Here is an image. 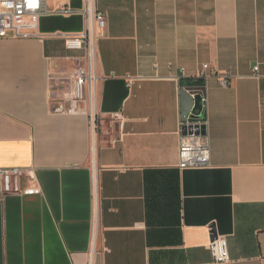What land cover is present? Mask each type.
<instances>
[{
    "label": "crops",
    "instance_id": "obj_1",
    "mask_svg": "<svg viewBox=\"0 0 264 264\" xmlns=\"http://www.w3.org/2000/svg\"><path fill=\"white\" fill-rule=\"evenodd\" d=\"M64 6L82 3L46 0L48 12ZM94 8L105 31L92 151L89 118L50 80L81 63L59 35L82 32L84 17L45 15L43 39L0 38V169L33 168L42 189L2 195L0 182V264H213L212 230L226 237L225 264H264V0ZM198 84L210 163L181 171L180 91Z\"/></svg>",
    "mask_w": 264,
    "mask_h": 264
},
{
    "label": "built area",
    "instance_id": "obj_2",
    "mask_svg": "<svg viewBox=\"0 0 264 264\" xmlns=\"http://www.w3.org/2000/svg\"><path fill=\"white\" fill-rule=\"evenodd\" d=\"M82 8L73 10L68 6L61 7L52 12L46 9V0H0V38L14 39H43L38 31L39 19L45 15L72 16L81 15L85 19V26L78 34H61L64 46L69 51H82L83 58L69 73H51L52 90L57 89L60 101L70 113L81 112L89 118L91 133V151L95 141L97 127L98 86L102 79L96 71V43L105 31V16L94 8L96 0H80ZM208 65L202 66V72L196 80L202 82L208 77ZM252 77H259V65L253 68ZM215 75L216 73H212ZM222 86H227L231 76L216 75ZM183 88L192 97L200 98L201 110L190 112L185 122L179 123V152L178 169L200 170L209 167L210 151L208 138L202 135H183V129L189 127H204L206 120L203 117L205 96L203 86ZM116 116V115H115ZM116 118V117H115ZM0 182L2 195H42L36 171L33 168L0 169ZM95 187L93 190V205H96ZM96 210H94V217ZM96 232L93 230L91 246L94 248ZM209 253L213 264H225L230 261L226 237L217 235L210 241ZM88 264H91L89 262Z\"/></svg>",
    "mask_w": 264,
    "mask_h": 264
},
{
    "label": "water",
    "instance_id": "obj_3",
    "mask_svg": "<svg viewBox=\"0 0 264 264\" xmlns=\"http://www.w3.org/2000/svg\"><path fill=\"white\" fill-rule=\"evenodd\" d=\"M180 107H181V121L185 122L187 116L190 112L200 111L201 105H200V98L198 96L192 98L184 89H181L180 91ZM205 128L201 127H189L183 129V135H189V136H198L202 135L205 136ZM217 234L214 230L211 231V241L216 238Z\"/></svg>",
    "mask_w": 264,
    "mask_h": 264
},
{
    "label": "rangeland",
    "instance_id": "obj_4",
    "mask_svg": "<svg viewBox=\"0 0 264 264\" xmlns=\"http://www.w3.org/2000/svg\"><path fill=\"white\" fill-rule=\"evenodd\" d=\"M55 73H57V72H55ZM53 97L55 98V99H60V94L58 95V93H57V89L54 91V93H53ZM58 97V98H57ZM96 134V133H95Z\"/></svg>",
    "mask_w": 264,
    "mask_h": 264
},
{
    "label": "trees",
    "instance_id": "obj_5",
    "mask_svg": "<svg viewBox=\"0 0 264 264\" xmlns=\"http://www.w3.org/2000/svg\"><path fill=\"white\" fill-rule=\"evenodd\" d=\"M98 132V131H97Z\"/></svg>",
    "mask_w": 264,
    "mask_h": 264
}]
</instances>
